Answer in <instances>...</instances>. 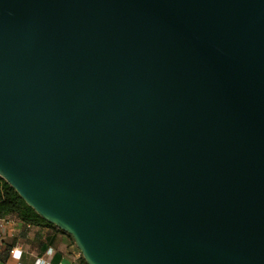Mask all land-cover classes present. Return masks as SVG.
Segmentation results:
<instances>
[{"label":"water","instance_id":"obj_1","mask_svg":"<svg viewBox=\"0 0 264 264\" xmlns=\"http://www.w3.org/2000/svg\"><path fill=\"white\" fill-rule=\"evenodd\" d=\"M0 178L86 264H264V0H0Z\"/></svg>","mask_w":264,"mask_h":264},{"label":"crops","instance_id":"obj_2","mask_svg":"<svg viewBox=\"0 0 264 264\" xmlns=\"http://www.w3.org/2000/svg\"><path fill=\"white\" fill-rule=\"evenodd\" d=\"M35 227H24L25 237H18L19 231L12 223L6 225L2 233L1 249L7 248L8 252L4 262L0 264H36L37 260L49 264H79L80 254L70 245L64 236L48 232V228H37L35 234L30 231ZM15 249L21 252L20 259L10 258L9 251Z\"/></svg>","mask_w":264,"mask_h":264},{"label":"trees","instance_id":"obj_3","mask_svg":"<svg viewBox=\"0 0 264 264\" xmlns=\"http://www.w3.org/2000/svg\"><path fill=\"white\" fill-rule=\"evenodd\" d=\"M11 217L16 218V220L20 222L24 227L28 226L40 229L54 228V226L44 221L30 207H28L18 196V194L4 180L0 178V219L9 220L11 219ZM56 231L64 234L58 229ZM65 235L69 237L71 243L74 244L71 237L67 234ZM7 252V248L2 249L0 253L1 262L5 261ZM78 259L79 264H86L81 255Z\"/></svg>","mask_w":264,"mask_h":264},{"label":"rangeland","instance_id":"obj_4","mask_svg":"<svg viewBox=\"0 0 264 264\" xmlns=\"http://www.w3.org/2000/svg\"><path fill=\"white\" fill-rule=\"evenodd\" d=\"M9 222L12 223V225L14 224V225L16 226V228L19 230V231H17V233L15 232L14 234H17L18 237H22V238L25 237L26 234H23V232H22L23 229H24V226H23L20 222H18V221L16 220V218L11 217V219H9ZM56 230H57V228H55V227H54V228H48V232H49V233H50V232H54V233L57 234V235H60V236L62 235V236H64V237L66 238L67 242H68L70 245H72L73 248H75V245L71 243L70 238L67 237V236L65 235V233L62 234V233L57 232ZM36 232H37V228H34L33 230L30 231V234H35Z\"/></svg>","mask_w":264,"mask_h":264},{"label":"built area","instance_id":"obj_5","mask_svg":"<svg viewBox=\"0 0 264 264\" xmlns=\"http://www.w3.org/2000/svg\"><path fill=\"white\" fill-rule=\"evenodd\" d=\"M10 223L9 220H5V219H0V253L2 251L1 249V243H2V233L3 231L6 229V225ZM28 227V226H27ZM20 255H21V252L20 251H17L15 249H11L9 251V256L10 258L14 259V260H19L20 259ZM40 260H37L36 264H49V263H46L44 261H41L39 262Z\"/></svg>","mask_w":264,"mask_h":264}]
</instances>
